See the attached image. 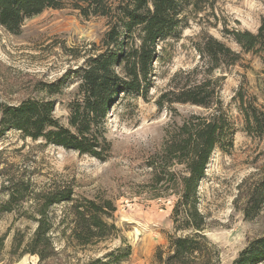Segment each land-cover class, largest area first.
Wrapping results in <instances>:
<instances>
[{
  "label": "rangeland",
  "instance_id": "374dc122",
  "mask_svg": "<svg viewBox=\"0 0 264 264\" xmlns=\"http://www.w3.org/2000/svg\"><path fill=\"white\" fill-rule=\"evenodd\" d=\"M188 19L179 40L169 38L160 44L162 60L154 63L148 91L121 93L110 107L105 134L112 149L106 161L23 138L14 130L0 138V206L8 199L4 188L10 181L29 182L33 190L27 202L0 213V264H38L36 256L24 252L37 227L39 194L66 187L78 198L111 200L116 211L110 222L117 232L94 245L76 247L68 243L72 217L67 206H52L48 210L54 223L52 237L61 252L57 264L98 258L103 264H157L158 250L167 252L170 238L183 233L174 231L170 219L177 189L157 183L159 170L151 165L162 162L167 137L184 121L211 112L179 103L159 108L157 100L181 81H174L177 75L203 65L195 44L206 34L240 53L241 60L216 72L222 78L223 111L235 133L232 147L226 144L213 152L198 186L199 209L206 219L204 234L218 252L217 264H232L248 242L264 234V204L254 219L245 215L252 193L260 188L264 193V142L244 131L233 101L243 90L264 110V63L259 54L245 53L229 34L233 30L257 33L264 22V0H214L199 14L190 11ZM106 30L105 18L85 19L70 8L49 9L26 20L17 36L0 27V64L5 75L0 81V103L47 97L34 86L68 75L61 94L50 96L55 117L68 126L67 102L79 84L77 71L86 58L102 51ZM169 169L180 172L183 167L174 164ZM127 247H131L128 258L115 262L109 258Z\"/></svg>",
  "mask_w": 264,
  "mask_h": 264
},
{
  "label": "trees",
  "instance_id": "16d2710c",
  "mask_svg": "<svg viewBox=\"0 0 264 264\" xmlns=\"http://www.w3.org/2000/svg\"><path fill=\"white\" fill-rule=\"evenodd\" d=\"M214 0H0V27L20 35L24 22L46 10L70 8L83 18L103 17L107 30L102 38V51L86 58L79 68V84L69 98V125L55 117V101L50 96L61 94L68 75L53 83L38 82L34 88L47 97H28L17 104L0 103V138L8 131H17L23 138L43 140L106 161L112 145L106 138V118L110 107L121 93L143 94L148 91L154 63L162 60L160 44L173 38L179 40L188 26L189 12L199 14ZM229 32V31H226ZM229 34L245 53L259 54L264 63V22L257 33L233 30ZM203 65L180 73L174 87L157 100L159 108L174 104H191L211 112L207 116L193 115L171 133L164 146L162 162H153L157 183L172 184L178 200L171 215L173 229L182 232L170 238L167 252H157V264H217L218 252L204 234L205 216L199 209L198 186L205 177L210 157L226 144L232 147L235 126L223 111L220 101L222 78L216 72L236 65L241 54L208 34L196 44ZM5 77L0 64V81ZM243 118L244 131L264 142V110L253 96L239 90L233 97ZM180 165V172L170 171ZM166 165V166H164ZM161 167V170L159 169ZM1 175V173H0ZM8 199L0 213L12 212L15 206L27 202L33 190L29 182L10 181L4 188ZM34 220L37 227L24 254L38 258V264H57V250L52 232L54 223L48 210L66 205L71 214L69 244L87 247L107 239L117 232L110 220L116 207L111 200L78 198L69 188L52 189L39 194ZM264 204L263 189L249 197L245 215L254 219ZM111 253L113 262L128 258L131 247ZM83 264H103L102 259ZM232 264H264V234L241 250Z\"/></svg>",
  "mask_w": 264,
  "mask_h": 264
}]
</instances>
